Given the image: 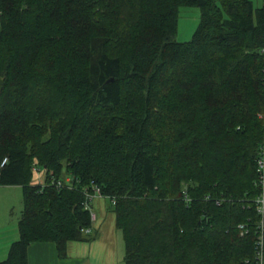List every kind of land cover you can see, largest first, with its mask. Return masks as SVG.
I'll return each instance as SVG.
<instances>
[{
	"label": "trees",
	"instance_id": "1",
	"mask_svg": "<svg viewBox=\"0 0 264 264\" xmlns=\"http://www.w3.org/2000/svg\"><path fill=\"white\" fill-rule=\"evenodd\" d=\"M262 2L0 0V186L22 194L0 264L95 240L94 186L115 198L123 264H264ZM181 6L201 9L186 42Z\"/></svg>",
	"mask_w": 264,
	"mask_h": 264
},
{
	"label": "crops",
	"instance_id": "2",
	"mask_svg": "<svg viewBox=\"0 0 264 264\" xmlns=\"http://www.w3.org/2000/svg\"><path fill=\"white\" fill-rule=\"evenodd\" d=\"M14 188L20 187L0 186V208L3 219L8 217L12 205V198L6 196V192L8 193V190H13L12 192H18V194L20 192ZM101 198L92 202L93 208L98 211H96L97 220L93 228L99 232V236L95 240L69 242L67 256L64 258L59 256L55 243H32L27 248L28 264H123L124 238L119 228L116 227L115 218L106 223V208ZM17 238L18 230L15 225L9 223L0 227V261L6 258L10 244Z\"/></svg>",
	"mask_w": 264,
	"mask_h": 264
},
{
	"label": "rangeland",
	"instance_id": "3",
	"mask_svg": "<svg viewBox=\"0 0 264 264\" xmlns=\"http://www.w3.org/2000/svg\"><path fill=\"white\" fill-rule=\"evenodd\" d=\"M251 1L253 2V5L256 8L261 7L263 4L262 0H251ZM200 15H201V9L197 6H181L179 8V22H178V30L175 35V40L180 41V42L190 41L193 37L194 32L196 31L199 25ZM34 176L36 177V183L42 182L43 172L35 171ZM14 189L15 190L17 189L16 191L19 190L20 192L19 194L18 192H12L13 190H8V193L6 192V196L12 198V203H11L12 205L9 209V215L8 217H6V219H3L2 211L0 208V227L5 226L6 224H9V223L10 225L13 224L15 225V227H17L18 218L20 217L21 210H22V194H21V188H14ZM101 199L105 203L106 223H108L109 221H113V219L115 218L114 216L115 213L113 211V206L111 205L110 199L106 197L101 198ZM111 214H112V218H111ZM101 218H103V216H101ZM115 224H116V221H115ZM120 232L123 235V232L121 230ZM92 233H96L97 237L99 236V232L95 231L94 228L92 229Z\"/></svg>",
	"mask_w": 264,
	"mask_h": 264
},
{
	"label": "built area",
	"instance_id": "4",
	"mask_svg": "<svg viewBox=\"0 0 264 264\" xmlns=\"http://www.w3.org/2000/svg\"><path fill=\"white\" fill-rule=\"evenodd\" d=\"M262 52H264V49H262ZM6 162V158H4L1 162V165H3ZM34 171H39V169L37 167H33ZM258 172H259V179H258V185L261 189V194L256 198V207H257V211L259 212V214L261 215V228L263 230L264 228V146L261 147V152H260V157L258 159ZM66 182L69 184L70 187L73 186L72 183V178L71 177H67ZM63 183L61 181H59L57 183L58 186H61ZM85 191V196H86V200L84 202V207L85 209L90 211V215H91V222H92V226L89 228H86L84 230L85 233H91L92 232V227L93 224L96 222L97 220V213L93 208L92 202L97 199V198H101L104 196H102L99 191L97 186L93 187V191H90L87 188L84 189ZM107 198V197H106ZM111 201V204L114 205L115 204V198H109ZM239 227L241 229L245 228L244 224L239 225ZM259 247L261 248L260 251V257H262V253H263V244H264V237H263V233L260 235L259 237ZM262 259V258H261Z\"/></svg>",
	"mask_w": 264,
	"mask_h": 264
},
{
	"label": "bare ground",
	"instance_id": "5",
	"mask_svg": "<svg viewBox=\"0 0 264 264\" xmlns=\"http://www.w3.org/2000/svg\"><path fill=\"white\" fill-rule=\"evenodd\" d=\"M92 229H93V227H92Z\"/></svg>",
	"mask_w": 264,
	"mask_h": 264
}]
</instances>
